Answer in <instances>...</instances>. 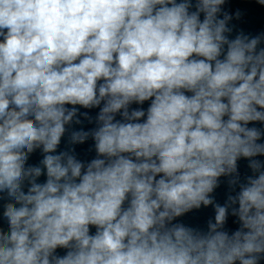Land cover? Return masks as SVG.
<instances>
[{
    "label": "clouds",
    "instance_id": "9594fccd",
    "mask_svg": "<svg viewBox=\"0 0 264 264\" xmlns=\"http://www.w3.org/2000/svg\"><path fill=\"white\" fill-rule=\"evenodd\" d=\"M225 2L0 0V264L264 259V131L248 127L264 124V33L230 38ZM77 105L99 108L68 140L94 141L87 163L57 152ZM222 176L239 186L224 205L211 195ZM210 205L207 231L172 223Z\"/></svg>",
    "mask_w": 264,
    "mask_h": 264
}]
</instances>
